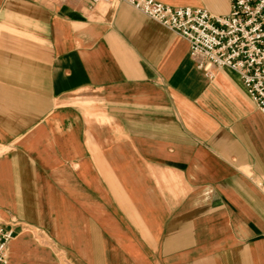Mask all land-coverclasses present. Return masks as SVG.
<instances>
[{
  "label": "crops",
  "instance_id": "crops-1",
  "mask_svg": "<svg viewBox=\"0 0 264 264\" xmlns=\"http://www.w3.org/2000/svg\"><path fill=\"white\" fill-rule=\"evenodd\" d=\"M261 181L264 113L237 72L208 77L126 3L0 0L7 264H264Z\"/></svg>",
  "mask_w": 264,
  "mask_h": 264
},
{
  "label": "built area",
  "instance_id": "built-area-1",
  "mask_svg": "<svg viewBox=\"0 0 264 264\" xmlns=\"http://www.w3.org/2000/svg\"><path fill=\"white\" fill-rule=\"evenodd\" d=\"M126 3L159 22L189 43L198 69L213 77L215 68L237 72L258 109L264 113V0H231L228 15L204 7L172 6L158 0H82ZM264 193V181L257 182ZM16 220L0 217V264L8 262V244L15 236Z\"/></svg>",
  "mask_w": 264,
  "mask_h": 264
}]
</instances>
